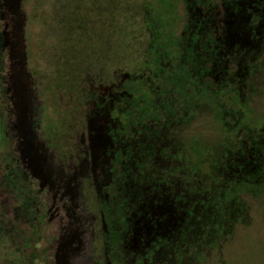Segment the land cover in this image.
Listing matches in <instances>:
<instances>
[{
	"label": "rangeland",
	"instance_id": "1",
	"mask_svg": "<svg viewBox=\"0 0 264 264\" xmlns=\"http://www.w3.org/2000/svg\"><path fill=\"white\" fill-rule=\"evenodd\" d=\"M67 1L0 0V264H54L72 236L67 264H264V0H147L140 72L115 74L136 64L134 34L82 101V67L60 71ZM208 140L211 160L192 148ZM205 186L208 216L230 217L218 243L212 216L180 232L170 205L201 204ZM239 202L250 225H229Z\"/></svg>",
	"mask_w": 264,
	"mask_h": 264
},
{
	"label": "trees",
	"instance_id": "2",
	"mask_svg": "<svg viewBox=\"0 0 264 264\" xmlns=\"http://www.w3.org/2000/svg\"><path fill=\"white\" fill-rule=\"evenodd\" d=\"M76 1L77 7L74 6L75 0H68L65 5L61 4L63 6V11L65 12L64 15L68 16V19H63L62 22L64 26L63 28H67V37L65 41L69 43L64 50V54L62 55V60H65L67 65L64 69L59 70L63 72L69 70V72L71 71L72 74V70L75 69L73 68V66H76L78 64L82 67L81 72H79V78L75 77V86L78 90V94L80 95V100L82 101L84 97L83 87H85L87 73L93 72L98 80L104 81L106 76L104 72V61L108 56L106 53L114 49L113 53L115 54L112 56H116L117 59H119L121 62H125L126 54L129 55L130 50L138 45V42L131 40L136 38L134 34H141L139 37L145 38V41L141 43L142 45L140 47V50L138 49L140 53H138L139 55L136 59V64L134 65L133 63L131 66H129L128 69L119 67L115 70V74L117 75L119 73H123L125 75H130L132 73L140 72L139 70L142 62L147 56L150 48L151 32L149 30V23L147 21V0ZM166 2L169 3V1ZM70 16H73L74 20ZM162 16L166 18L165 15ZM161 28L163 29V26H161ZM68 29L71 30V40H69ZM27 55L28 51L26 48V57H24V59L26 58V60L23 59V69L28 64ZM120 55L121 58H119ZM67 66L70 67L66 69ZM71 78L73 79L74 77L72 76ZM4 80H6V78ZM224 89L226 90V88ZM209 96H212V98L215 99V96H213V94ZM223 116L224 115L222 113L220 115L221 124L224 128V131L229 134V132L234 131V129L226 124ZM0 120H2L1 117ZM208 142L209 140L207 142H197L193 144L192 148L194 149L195 153L202 152V155L205 158L211 160L212 153L214 156L215 152L212 143L209 144ZM209 189V187L205 186V196H203L201 204L196 200L191 206L184 207L182 200L179 197H174L170 205L172 207V210L174 209L176 213L185 216L186 225L183 228H180V232L185 230L188 233L192 232L193 234L194 231H197L195 225L200 219L202 220L203 229H205L204 222L207 220V218H210V216H212L215 222L214 227L217 231L213 235V238L214 241L218 243L219 240H221L220 232H223L222 225L224 223H228L227 218L230 217L227 216L225 218H222V216H219L216 219V212L208 216V212L213 205H216V207L218 208L216 203L217 199H214V202H212V197H210L211 194L209 193ZM231 216L232 217L230 219L229 225H231L233 221L245 223V225H250L252 223L253 217L247 203H237V205L235 206V210L231 211ZM187 221H189L188 225ZM233 230L234 227L229 229L228 233L222 235L223 237L228 236L226 241L228 240V238L230 239L231 237H233ZM173 238L174 237H172V241L176 240ZM178 240L180 242L181 239ZM208 240L209 237H207L205 243L206 247H208ZM179 251L180 248L176 252ZM204 256H206L207 258L208 254H205Z\"/></svg>",
	"mask_w": 264,
	"mask_h": 264
},
{
	"label": "flooded vegetation",
	"instance_id": "3",
	"mask_svg": "<svg viewBox=\"0 0 264 264\" xmlns=\"http://www.w3.org/2000/svg\"><path fill=\"white\" fill-rule=\"evenodd\" d=\"M2 131H3L2 120H0V134L2 133ZM34 180H36V179L34 178ZM47 192H48V190H47ZM47 192L43 193L44 194L43 196L48 198L49 194ZM57 218H59V223L60 222H64V220H66V217L63 214H60L59 217H57ZM57 229H59V228H57ZM59 238L60 237H56V246H55V251H54V259H53L54 261H53V263L54 264H60V262L63 259L65 261V264H67L68 260H70V258L72 256V253H74L76 250L79 249V241L76 239V237L72 236V238L68 242H64L63 244L59 245V243H60ZM63 248H64L63 255L59 254V253H61L60 250H63Z\"/></svg>",
	"mask_w": 264,
	"mask_h": 264
},
{
	"label": "water",
	"instance_id": "4",
	"mask_svg": "<svg viewBox=\"0 0 264 264\" xmlns=\"http://www.w3.org/2000/svg\"><path fill=\"white\" fill-rule=\"evenodd\" d=\"M9 3H10V1H9ZM9 7V6H8ZM10 8V7H9ZM22 56H23V54H22ZM22 65H23V61H22Z\"/></svg>",
	"mask_w": 264,
	"mask_h": 264
}]
</instances>
